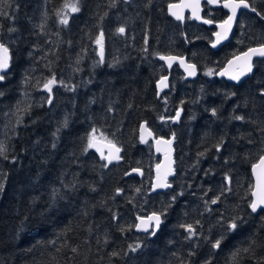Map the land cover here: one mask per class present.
Returning <instances> with one entry per match:
<instances>
[{
    "label": "trees",
    "instance_id": "obj_1",
    "mask_svg": "<svg viewBox=\"0 0 264 264\" xmlns=\"http://www.w3.org/2000/svg\"><path fill=\"white\" fill-rule=\"evenodd\" d=\"M249 1L264 16V0ZM66 2L76 0H0L10 57L0 80V264H264V210L248 209L250 167L264 155V59L237 85L205 76L215 63L190 59L199 77L177 70L157 98L158 55L184 53L163 45L172 25L163 2L79 0L61 24ZM142 121L155 137H174L171 195L150 193L157 159L139 141ZM94 132L120 161L88 146ZM134 167L141 179L126 176ZM151 211L161 229L136 233V218Z\"/></svg>",
    "mask_w": 264,
    "mask_h": 264
},
{
    "label": "flooded vegetation",
    "instance_id": "obj_2",
    "mask_svg": "<svg viewBox=\"0 0 264 264\" xmlns=\"http://www.w3.org/2000/svg\"><path fill=\"white\" fill-rule=\"evenodd\" d=\"M179 1L180 0H161V2H163L162 3L163 13L166 15L169 23L172 24L171 28L167 27V29L169 28L167 30V41L163 45H178L177 47L182 48L184 53L182 52V53L175 54V55L185 56L187 61L194 63L198 70V77L201 74V69L198 68L197 64L191 61L190 59H194L198 63H202V62L203 63H209V62L215 63L216 64L215 67H209L204 70L205 76H208L211 78L216 77L219 80H225L223 78H218L216 74L220 69H222L225 66L226 62L230 58L243 52L249 47L264 44V18H262L264 16L257 10V8H255L250 3L249 0H247V2L250 5L249 7L250 10H252V8H255L256 11L254 12V11H250L244 8L239 9L236 13L231 30L228 32L227 38L220 40L219 43H217V36L215 34L218 32H221L222 29L220 30L218 28V24H222L225 20L228 19V16L232 14L229 8L224 7L226 0H217L216 3H210L209 0H199V4H200L199 6L201 9L200 14L198 15L199 19H197L196 16L194 15V12L197 15V8L195 7L196 0H195L194 5L192 6L193 14L191 13L190 9H186L182 15L183 19L181 20L174 18L172 15L168 13V10H167V7L169 4L178 3ZM189 2H192V0H190ZM262 4L264 3L262 2ZM257 13H259L260 15H258ZM205 21H211V23H205ZM213 45H218V46L213 47ZM161 55H169V54H161ZM261 59H264V58H261ZM257 60H260V59H255L252 62L253 67L255 66V62ZM177 70L181 73L182 78L186 80L183 73L179 70L177 65L172 66L169 75L171 76V74L173 75V73L175 72V75L178 76ZM210 70H211V75L208 74ZM170 76H169V83H170ZM186 81H191V80H186ZM241 82H239L238 84H240ZM228 83H231V82H228ZM232 84H235V83H232ZM178 110L181 113L180 109H176L175 112ZM174 123H177V122H174ZM95 140L106 142L104 140H98V139H92L91 142ZM91 148L93 149V147ZM154 156H156V159L158 162L159 156L155 154ZM157 162L154 163L153 167L157 164ZM153 167H152V177L150 181V193L152 194L163 193V197L167 195H171L173 192L172 180L175 177V171H174L173 177L167 180V182L171 185L170 187H167L165 190H162V191L151 192V184H152V179H153ZM129 176H136V175H129ZM136 177L138 179H141L143 177V170H142L141 176L140 177L136 176ZM252 186H253V180H252ZM172 199L173 198H171L170 200L172 201ZM250 201H251V191H250ZM213 205L215 204L211 203V206ZM248 209H249V205H248ZM146 215H141V216H146ZM137 218H136V221H137ZM161 219H162V222L156 231H153L152 226H151V229L148 232L140 233V234L152 235L153 232L157 233L161 229L164 223V219L162 216H161ZM182 221H183V224L185 223L184 226L191 225L195 232L196 225L189 223V221L186 219V215L183 216ZM184 231L187 232L189 236L193 235V234H190L188 231H186V227H184Z\"/></svg>",
    "mask_w": 264,
    "mask_h": 264
},
{
    "label": "water",
    "instance_id": "obj_3",
    "mask_svg": "<svg viewBox=\"0 0 264 264\" xmlns=\"http://www.w3.org/2000/svg\"><path fill=\"white\" fill-rule=\"evenodd\" d=\"M189 1L190 0H180L178 3H171V4H169L168 7H167L168 13L170 15H172L174 18H176V16L173 15L172 13H176L177 15L182 16L183 13H184V11L186 9H190L191 10V13L193 14V7L192 6L194 5V1L195 0H192V2H189ZM170 5H173L174 7H172L170 9V7H169ZM241 8H244V7L237 8L236 9V13ZM244 9L250 10V8H244ZM200 11H201V9H200V6H199L197 8V15L200 14ZM250 11H252V10H250ZM232 24H233V22H232ZM219 25H221V24H218V28L221 30V28L219 27ZM216 46H218V45H215V46L213 45V47H216ZM259 46L260 45L249 47L246 50H244L243 52H241V53L235 55L234 57L230 58L226 62L225 66L217 72L216 76L218 78L225 79L227 82H231V83H235V84H238L239 82L243 81L250 73L253 72L254 67H252V71L251 72H248L245 75L241 76L239 80H233V79H231L230 78L231 75L237 74L242 69V66H243V60H238L237 57H242L243 53L247 52L250 48H258ZM100 52H101V49L99 48L98 49L99 57H100V59H102V57L100 55ZM161 57H175V59L169 61L167 59H161ZM158 58L166 66V69L168 71V74L166 73L165 75L159 77L157 79V81L155 82V89H156V97L157 98H159L162 95V93L165 92V91H167L168 88H169V72H170L172 66L177 65V67L183 73V75H184V77H185L186 80H193V79H195L198 76L197 67L195 66L194 63L187 61V59H186L185 56H179V55L169 54V55H159ZM261 58H264V57H261V56H253L251 62H253L255 59H261ZM181 61H183V63H181ZM230 61H232V64L229 63ZM189 65L194 66V68H195V74L194 75H189V72L192 71V69L188 67ZM7 69L4 72H6ZM4 72H0V75H2ZM222 72H226L227 74L221 75L220 73H222ZM163 78H166V79H163ZM162 79H163V83L167 85L166 87L160 86ZM177 113H179V116H177ZM180 115H181L180 111L179 110L176 111L175 112V115L172 118V122H178ZM141 125H144L145 126L146 131L142 130ZM149 132L151 133V135L148 134ZM142 135L144 137V142L141 141V136ZM138 137H139V141L141 143L150 142L151 145H152L153 153L155 155L159 156V160H158L157 164L153 167V179H152V184H151V192H158V191L165 190L167 187H155V185L157 184V165H160L161 166L160 167V173H161V175H163V173L168 170V166H169V162H170L171 174L167 176L166 182H167V180L169 178H172L173 177V175H174V158H173V154H174V148H173V145H174V137L173 136H170V137H160V136H157V137H155L154 134H153V132H152V130L147 126V124H146L145 121H142L139 124V127H138ZM157 141H160V143L158 144ZM165 141H171V144L169 145V144L165 143ZM91 143L93 144L92 147L95 150L97 156L100 159H104L107 163H110V162H109L108 159H106V157H110L113 154H116V155H119L120 154V153H115V150L112 147V145H113L112 143L110 145L109 142H103V141L101 142V141H96V140L95 141H92ZM158 148L160 149L159 151H157ZM262 156H264V155H262ZM260 158H261V156L257 159V161L253 165H259ZM120 160H121V158L119 160L113 159V160H111V162L120 161ZM253 165L250 167V173H251V177H252V180H253V186H252L251 193H252V191H254L256 189V185H257V175L260 174V172H261V169L260 168H257L256 174H254V172H253ZM141 174H142V169L141 168L134 167L131 170H129L126 175L127 176H129V175H136V176L140 177ZM252 199H253V197H252V194H251V200ZM249 209H250V207H249ZM260 210L261 209H258L257 212L253 213L251 211V209H250V211L253 214H257ZM152 213L153 212L147 214L146 216H140V217L146 219ZM161 222H162V219H161ZM138 224H140V220L139 219H137V221H136L134 230L136 232H138V233H146L145 231H143L141 229H138L136 227V225H138ZM151 226H152L153 231H156L159 228V227L158 228L155 227V223L154 222H152L150 224L149 230L151 229Z\"/></svg>",
    "mask_w": 264,
    "mask_h": 264
},
{
    "label": "snow or ice",
    "instance_id": "obj_4",
    "mask_svg": "<svg viewBox=\"0 0 264 264\" xmlns=\"http://www.w3.org/2000/svg\"><path fill=\"white\" fill-rule=\"evenodd\" d=\"M113 2H115V0H113ZM210 3H216L217 0H209ZM65 8L70 9L72 12H78L79 9V0H76L75 3H68L66 2L64 5ZM170 9L172 7H174L173 5L169 6ZM195 7L198 8L199 7V0H196V4ZM224 7L229 8L232 12V15L228 16V19L225 20L221 25H219V27L222 29L221 32L216 33L215 35L217 36V43L220 42V40L226 39L228 36V32L231 30L232 27V22L235 19L236 16V9L240 8V7H244V8H249L250 5L247 2V0H226ZM252 11H256L255 8H252ZM173 15L176 16V19L181 20L183 19L182 16L177 15L176 13H172ZM258 15H260L259 13H257ZM194 15L196 16L197 19H199V16L196 15V13L194 12ZM264 18V17H262ZM61 24H67L68 23V19L65 16L64 18H62L60 20ZM205 23H211V21H205ZM11 31V29H10ZM117 32L120 34H124L125 29L123 27H120L117 29ZM96 43L100 46L101 52L100 55L101 57H103V33H101V36L97 39ZM215 46V45H214ZM253 56H261L264 57V44H261L258 48H250L247 52L243 53L242 57H237L238 60H243V66L242 69L235 75H231V79L233 80H239L241 76L245 75L248 72L252 71V57ZM9 49L2 43H0V72H4L8 67H9ZM161 59H167L169 61L174 60L175 57H161ZM181 63H183V61H181ZM230 64H232V61L229 62ZM189 68L192 69V71L189 72V75H194L195 74V68L192 65L188 66ZM209 75H211V70L208 73ZM221 75H225L227 74L226 72H222L220 73ZM5 77L3 75H0V80H3ZM166 79V78H163ZM163 79L161 81V85L162 87H166L167 85L163 83ZM56 83L55 79H50L48 80V82L44 85L45 89L48 90L51 93V86ZM2 94V93H0ZM264 94V93H262ZM177 116H179V113H177ZM235 119L237 120H241L243 119V117L237 116L235 117ZM142 130L146 131L145 126L141 125ZM95 131V130H94ZM149 135H151V133H148ZM141 141L144 142V137L143 135L141 136ZM157 143L159 144L160 141H157ZM165 143L167 144H171V141H165ZM109 144L111 145V141H109ZM89 147H92L93 144L91 143V141L89 142ZM112 147L115 150V153H119L120 149L119 148H115L114 145H112ZM160 149L158 148L157 151H159ZM4 152V148L3 146H0V154H3ZM106 159L109 160V162H111V160L115 159V160H119L120 157L119 155L113 154L110 157H106ZM107 165H105L106 167ZM160 165H157V184L155 185V187H170L171 185L168 184L166 182L167 176L171 174V168H170V162H169V166H168V170L165 171L163 173V175H161L160 173ZM257 168L261 169L260 174L257 175V185H256V189L254 191H252V197L253 199L251 200L249 207L251 209V211L253 213L257 212L258 209L264 210V156H261L260 158V163L259 165H253V172L254 174H256V170ZM3 184H0V191H3ZM119 192V190H117ZM173 199H175V197H173ZM217 199H219V197H217ZM217 202V200H212L211 203L215 204ZM137 219L140 220V224L136 225V227L138 229H141L145 232H147L149 230V226L152 222L155 223V227L158 228L161 224V216L160 214H157L156 212H153L150 216H148L146 219L145 218H141L138 217ZM182 227H186V231H188L190 234H195L194 233V229L192 228L191 225H187V226H182ZM228 228L229 229H236L237 228V223L235 218H233L232 222L228 224ZM154 234V232H153ZM221 244V240H217L215 241V243L213 244V247H219ZM137 248L139 247V245L136 246ZM136 249L133 248L132 251H135ZM73 252H76L77 249L73 248L72 249ZM240 250H237L236 253H234V257L236 255L239 254ZM243 251L247 252L249 251V249H243ZM113 255H115V253H113Z\"/></svg>",
    "mask_w": 264,
    "mask_h": 264
},
{
    "label": "rangeland",
    "instance_id": "obj_5",
    "mask_svg": "<svg viewBox=\"0 0 264 264\" xmlns=\"http://www.w3.org/2000/svg\"><path fill=\"white\" fill-rule=\"evenodd\" d=\"M72 11L70 10V9H68V8H65L64 7V9H63V11H62V13H64L65 14V16L67 17V14L68 13H71ZM64 16V17H65ZM205 72V71H204ZM172 121V120H171ZM91 137H90V139H89V142L92 140V139H98V140H104V141H106L102 136H100V135H97V133H91ZM107 142V141H106ZM154 165V164H153ZM137 168H140V167H137Z\"/></svg>",
    "mask_w": 264,
    "mask_h": 264
},
{
    "label": "bare ground",
    "instance_id": "obj_6",
    "mask_svg": "<svg viewBox=\"0 0 264 264\" xmlns=\"http://www.w3.org/2000/svg\"><path fill=\"white\" fill-rule=\"evenodd\" d=\"M175 55V54H174ZM161 61V60H160ZM162 62V61H161ZM163 63V62H162ZM164 64V63H163ZM165 66V65H164ZM165 68H166V66H165ZM166 71H167V69H166ZM167 74H168V71H167ZM169 74H170V72H169ZM170 76V75H169ZM194 80V79H193ZM225 81V80H224ZM244 81V80H243ZM170 85V84H169Z\"/></svg>",
    "mask_w": 264,
    "mask_h": 264
}]
</instances>
